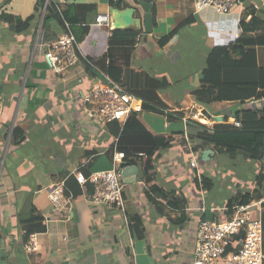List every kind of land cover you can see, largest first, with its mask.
<instances>
[{
    "label": "crops",
    "instance_id": "crops-1",
    "mask_svg": "<svg viewBox=\"0 0 264 264\" xmlns=\"http://www.w3.org/2000/svg\"><path fill=\"white\" fill-rule=\"evenodd\" d=\"M194 3L44 0L39 10L37 0L9 4L0 0V264H190L198 220L223 218L231 198L256 188L257 175H264V155L259 162L230 159L206 148L212 153L203 161V150L193 152L189 140L190 147L187 143L182 146L184 127L179 120H170L165 126L161 112L143 109L136 115L144 127L155 136L173 137V143L166 149L153 147L150 155L125 157L120 169L124 212L116 206L90 203L86 196L92 186L86 183L78 184L76 196L75 188L70 196L65 194L70 204L67 214L61 216L52 211L43 190L73 178L76 170L90 174L112 167L118 139L115 125L88 119L84 100L92 84L100 80L87 71V60H101L110 36L106 28L94 25L96 15L109 13L115 24L120 22V14L133 10V23L119 28L139 30L121 82L133 94L146 89L151 79L157 80L162 108L182 114L194 110L193 95L201 88V72L210 51L233 44L234 34L241 35L242 19L248 22L252 13L264 17L259 0H245L243 7L228 14L209 7L196 11ZM47 4L58 11L71 6V17L81 19L71 31L74 37L80 36L78 61L61 73L54 72L44 57L47 45L65 32L59 31L52 17L43 25ZM17 18L29 19L27 26H17ZM255 49L258 65H264V47ZM148 95L140 99L151 101ZM210 105H217L211 115L223 118L215 123L232 124L233 119L239 121L236 115L264 107V89L248 100ZM15 127L24 137L17 144L11 142ZM192 158L197 162L194 167ZM202 176L212 182L211 189L203 190ZM152 184L170 193L168 197L153 193ZM219 185H231L234 191L222 195ZM261 185L258 200L263 214L264 178ZM32 213L43 219L45 229L35 232L39 249L27 252L21 222Z\"/></svg>",
    "mask_w": 264,
    "mask_h": 264
},
{
    "label": "trees",
    "instance_id": "trees-1",
    "mask_svg": "<svg viewBox=\"0 0 264 264\" xmlns=\"http://www.w3.org/2000/svg\"><path fill=\"white\" fill-rule=\"evenodd\" d=\"M43 3L44 0H37V9L40 10L43 7ZM111 5L118 6L114 1H111ZM45 9L43 25H46V22L52 17L57 21L60 32L65 31V22L69 24L71 31H75V25L81 21L80 18L71 17V6L58 11L56 7H49L47 4ZM4 18L9 22L13 21L11 16H5ZM15 21L17 26L23 29L27 26L29 19L23 21L17 18ZM240 26L241 35L237 37L233 44L227 47H215L210 51L205 67L201 72V88L195 91L193 95L196 103L205 107V105L212 102L225 100L244 101L255 97L258 89H264V65L259 66L255 56V47H264V17L260 18L252 13L251 19L248 22H244L242 19ZM109 33L106 53L99 61L88 59L89 64L86 69L95 76H99L98 71H100L125 88L121 82L122 71L130 65L133 47L139 35V30L134 28L112 29ZM75 39L77 42L80 36L76 34ZM157 82V80L151 79L146 89L132 91L139 98H145L149 94L148 97L151 101L144 100L143 109L160 113V109L164 105L160 102L156 93V90L161 87L160 83ZM180 114L182 113L178 112V115ZM236 117L240 121V127H235L226 121L214 123L210 127L200 123L189 124L187 126V139L191 142L190 149L199 153L206 148H211L214 154H223L230 159L241 157L243 160L258 162L262 160L264 155V107L244 111L241 115H236ZM169 119L178 120L172 116ZM111 123L115 125V134H117L118 138L116 149L123 152L125 157L139 153L150 155L153 147L159 145L162 146V149L172 146L173 137L155 136L144 127L136 113H131L122 125H117L116 121ZM23 140L21 129L15 127L11 134V142L17 144ZM180 142L182 146L187 143L185 138H181ZM83 173L85 176L89 175L85 172ZM73 178H65V194L67 196H70L68 193L72 192L73 188H75L73 196H76L80 191L78 184ZM263 178L264 175L259 173L256 178V188L251 193H238V195L231 198L227 203L228 210L225 212L224 217L217 219L228 218L231 215V207L235 204H246L250 201L258 200ZM147 179L146 181H149ZM201 187L203 190H209L213 187V184L205 176H202ZM151 190L156 194L163 193L165 197L170 194L161 192L162 190L155 184L151 185ZM91 192L92 190L88 191L87 194ZM33 213L31 217L21 222L25 232V240L29 234L42 232L45 229L43 219ZM261 217L264 250V213ZM135 219L138 222L137 216ZM136 225L133 228L136 229ZM238 241H240L239 238H237Z\"/></svg>",
    "mask_w": 264,
    "mask_h": 264
},
{
    "label": "built area",
    "instance_id": "built-area-1",
    "mask_svg": "<svg viewBox=\"0 0 264 264\" xmlns=\"http://www.w3.org/2000/svg\"><path fill=\"white\" fill-rule=\"evenodd\" d=\"M13 0H3L9 4ZM264 8V0H259ZM245 0H195L196 11L212 8L218 13L228 14L243 7ZM46 5L44 6L45 9ZM255 7H258L255 5ZM94 25L114 29V23L109 13H99L93 21ZM65 32L57 40L47 45L44 57L51 69L61 73L65 68L77 63V42L68 23H64ZM239 33L234 34L237 39ZM88 62V61H87ZM96 71H98L95 68ZM99 72L100 80L92 84L85 97L87 104L86 116L97 124L116 121L123 124L131 113L143 110V100L129 92L121 84L113 81L107 75ZM0 98V112L2 110ZM192 111L178 115V111L161 108L165 126L170 122L169 117L177 118L184 127L183 133L187 140V126L200 123L210 127L215 122L207 119L203 114L202 105L196 103ZM232 124L240 127V121L233 119ZM125 154L114 147L112 153V167L108 170L90 173L88 176L82 171L73 172L77 184H91L92 192L87 200L92 204L116 206L122 212L125 210L123 202V186L121 184L120 169ZM195 158L190 165L196 166ZM52 211L64 216L67 214L70 198L65 195V179L43 188ZM261 201L254 200L246 204H235L231 207V215L225 219L198 220L196 243L190 264H264L263 225ZM237 238L240 241L237 242ZM23 247L27 252L39 249L37 234H29Z\"/></svg>",
    "mask_w": 264,
    "mask_h": 264
},
{
    "label": "water",
    "instance_id": "water-1",
    "mask_svg": "<svg viewBox=\"0 0 264 264\" xmlns=\"http://www.w3.org/2000/svg\"><path fill=\"white\" fill-rule=\"evenodd\" d=\"M132 13H133V10H129L128 12L126 13H122L120 14V22H116L114 24V29H119L121 28L122 26H127V25H131L133 23V17H132ZM253 99H251L252 101ZM202 114L209 120H212L214 122H221L223 121V118L222 116H214V115H211L205 108L202 110ZM212 153V150L211 149H205L202 151V160L203 161H207L208 158H209V154ZM125 163H123L124 165Z\"/></svg>",
    "mask_w": 264,
    "mask_h": 264
},
{
    "label": "rangeland",
    "instance_id": "rangeland-1",
    "mask_svg": "<svg viewBox=\"0 0 264 264\" xmlns=\"http://www.w3.org/2000/svg\"><path fill=\"white\" fill-rule=\"evenodd\" d=\"M205 107H206V110L210 113V114H214V113H216V107H217V105H213V106H211L210 104H208V105H205ZM226 159H227V157H225ZM224 158V156H223V159H225ZM225 164V163H224ZM226 164H227V161H226ZM111 167V165L110 166H107V168H110ZM218 176V175H217ZM219 181H220V178H219ZM230 183V182H229ZM252 183V182H251ZM241 188H243V183H242V185H241ZM216 189H218V186L216 185ZM220 193L222 192V191H224V192H222V195H224V194H227V192H233L234 191V188L230 185V186H223V185H219V190H218ZM214 192V191H213ZM215 193V192H214ZM221 217H222V215H221Z\"/></svg>",
    "mask_w": 264,
    "mask_h": 264
}]
</instances>
